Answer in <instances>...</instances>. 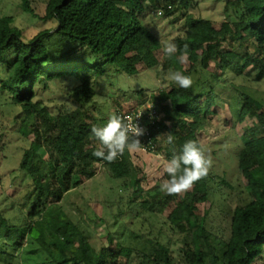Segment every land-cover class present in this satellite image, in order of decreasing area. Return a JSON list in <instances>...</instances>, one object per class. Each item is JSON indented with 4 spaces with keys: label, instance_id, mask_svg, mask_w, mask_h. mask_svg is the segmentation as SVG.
I'll list each match as a JSON object with an SVG mask.
<instances>
[{
    "label": "trees",
    "instance_id": "obj_1",
    "mask_svg": "<svg viewBox=\"0 0 264 264\" xmlns=\"http://www.w3.org/2000/svg\"><path fill=\"white\" fill-rule=\"evenodd\" d=\"M221 2L234 11L235 18L219 29L212 20L190 13L195 0H47L41 19L55 22L56 27L29 41L13 25L12 17L0 16V91L21 107V135L34 136L20 168L32 179L38 199L29 216L37 219L30 220L25 229L11 227L0 214V264H12L14 255L23 251L25 238L41 247L49 264H264V104L240 91L234 111L217 93V88L225 87L222 82L229 71L239 76L251 67L249 75L256 81L264 78V0ZM34 3L20 0V7L35 14ZM156 10L164 17L186 12L183 34L171 40L178 48L171 57L164 53L163 41L144 24L145 17ZM185 44L188 59L181 63ZM213 63L215 70L211 71ZM139 65L158 68V78L171 71L192 78L190 88H180L172 81L169 89L163 87L150 95L155 108L161 102L170 103L163 108L165 118H158L155 125L148 122L154 142L162 140L161 148L170 158L188 140L197 141L204 150L210 142L206 138L229 136L228 125L234 117L238 122L257 121L235 140L237 169L245 179L247 199L234 208L227 239L208 228L207 214L200 208L209 199V173L185 194L167 195L160 185L140 193L143 200L134 205L137 214L167 211L172 232L183 236L178 257L171 239L153 237V230L128 228L122 238L109 233L106 242L94 239L59 204L70 191L97 176L101 166L125 186L127 179H133L128 150L122 160L112 163L92 154L99 141L92 136L91 126L107 121L93 114L97 90L90 76H107L110 68L135 76ZM57 80L77 85L70 94L78 104L76 110L54 115L48 106L35 101L37 86L47 89ZM221 107L227 118L216 124ZM214 127L216 132L211 134L209 129ZM169 132L175 137L171 145L165 138Z\"/></svg>",
    "mask_w": 264,
    "mask_h": 264
},
{
    "label": "rangeland",
    "instance_id": "obj_2",
    "mask_svg": "<svg viewBox=\"0 0 264 264\" xmlns=\"http://www.w3.org/2000/svg\"><path fill=\"white\" fill-rule=\"evenodd\" d=\"M46 1L35 0V14H29L22 11L20 0H1L0 16L12 17L13 25L19 28L24 39L29 41L39 32L56 27L55 22H45L41 19ZM190 13L212 20L218 29L226 20L233 21L235 18L234 11L227 10L221 0H195ZM185 17L184 11L164 17L159 16L156 10L145 17L144 24L162 41H171L183 34ZM137 69L139 74L135 76L117 73L113 68L109 69L111 71L107 76L101 78L90 76L97 90L94 99L95 118H104L107 121L110 114L119 115L142 105V102L144 104L153 102L150 99L151 94L157 93L163 87L170 88L172 81L168 78L169 73L158 78V68L147 69L144 65H139ZM210 70H215L214 63L211 64ZM250 72L251 67L239 76L237 72L229 71L222 82L225 87L217 88L223 102L230 104L234 111L240 91L253 95L264 104V78L256 81L249 75ZM75 86L77 85L69 80L51 82L47 89L37 86L35 101H41L48 106L54 115L74 111L78 104L70 94L74 92ZM169 105V102L157 105L159 120L165 118L163 108ZM218 110L220 114L216 124H223L227 117L222 107ZM20 114L21 107L0 91V214L8 220L11 227L25 229L30 220L37 219V216L33 218L29 216L38 199L32 179L20 168L24 153L34 140L33 135L28 138L21 135ZM254 124H257L254 119L248 118L244 122H238L234 117L228 125L231 131L229 136L221 134L223 137L220 135L217 139L206 138L210 142L205 143L203 151L210 153L212 157V166L209 170L211 180L209 199L200 205V208L207 214L208 228L224 239L229 236L230 219L234 208L247 199L245 179L237 169L235 140L242 137L246 128H251ZM209 132L215 134L216 128L209 129ZM162 144V140L159 141L154 150L140 147L138 150L129 151L131 173L134 177L137 176V172L139 173L138 186L134 182V177L127 179L125 186L124 181L111 178L108 168L101 166L97 176L70 191L59 203L60 206L62 205L78 220L94 239L106 242L109 233L122 238L128 228L141 232L153 230V237L159 236L164 241L171 239L173 254L178 257V250L183 245V236L172 232L167 220V211L163 214H151L147 211L137 214L138 207L134 206L143 200L141 196L143 191L151 190L167 179L163 165L171 158L167 155V150L161 148ZM40 153L47 159L44 149H41ZM191 190L192 187L186 192ZM136 194L138 196L132 204L131 200ZM121 212L123 215L120 216ZM115 220H118V223L113 225ZM160 230L163 234L159 233ZM33 231L32 236L35 237L37 228H33ZM33 242L32 238L24 239V249L14 255L12 264H49L41 247ZM27 251L31 254H26Z\"/></svg>",
    "mask_w": 264,
    "mask_h": 264
},
{
    "label": "clouds",
    "instance_id": "obj_3",
    "mask_svg": "<svg viewBox=\"0 0 264 264\" xmlns=\"http://www.w3.org/2000/svg\"><path fill=\"white\" fill-rule=\"evenodd\" d=\"M164 53L171 57L177 51V45L172 41H163ZM188 59V45L185 44L179 57L181 63ZM168 78L180 88H190L191 76L181 71H171ZM145 129L131 117H122L116 113L109 115L107 122L103 125H92L91 134L99 141V146L93 151V156L108 163L114 162L125 150H138L142 145L138 137L144 135ZM175 137L166 133V142L171 145ZM212 166V157L198 145L195 140L186 141L179 154H173L170 160L163 165V172L168 179L160 184V190L167 195H178L188 191L195 182L205 178Z\"/></svg>",
    "mask_w": 264,
    "mask_h": 264
},
{
    "label": "built area",
    "instance_id": "obj_4",
    "mask_svg": "<svg viewBox=\"0 0 264 264\" xmlns=\"http://www.w3.org/2000/svg\"><path fill=\"white\" fill-rule=\"evenodd\" d=\"M122 117H131L132 122H137L142 128L145 129L144 135L138 137V139L142 142V148L146 150H154L156 143L154 142L152 131L150 125H148V122L152 125H155L158 118V110L155 108L154 103H146L143 105H140L136 108H133L131 110L125 111L121 114ZM157 129L159 127H156ZM122 160L123 155L118 157Z\"/></svg>",
    "mask_w": 264,
    "mask_h": 264
}]
</instances>
